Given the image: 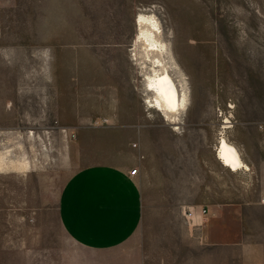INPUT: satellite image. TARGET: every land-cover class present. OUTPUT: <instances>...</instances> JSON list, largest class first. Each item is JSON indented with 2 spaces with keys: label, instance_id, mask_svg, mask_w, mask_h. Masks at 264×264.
<instances>
[{
  "label": "rangeland",
  "instance_id": "obj_1",
  "mask_svg": "<svg viewBox=\"0 0 264 264\" xmlns=\"http://www.w3.org/2000/svg\"><path fill=\"white\" fill-rule=\"evenodd\" d=\"M153 10L191 89L181 131L147 105L133 57ZM134 132L155 158L141 225L85 250L61 224L62 190L119 161ZM222 133L248 171L220 163ZM2 147L32 168L0 172V264H264V0H0Z\"/></svg>",
  "mask_w": 264,
  "mask_h": 264
},
{
  "label": "crops",
  "instance_id": "obj_2",
  "mask_svg": "<svg viewBox=\"0 0 264 264\" xmlns=\"http://www.w3.org/2000/svg\"><path fill=\"white\" fill-rule=\"evenodd\" d=\"M112 127L135 130L144 125L138 122L132 126ZM131 140L133 142L125 145V154L119 161L79 170L62 190L61 224L68 236L85 250L103 252L116 249L128 242L141 225L142 182L153 169L155 158L150 139L147 142L144 135L134 132ZM134 143H139V149L133 147ZM160 148L159 142V163ZM140 152L142 159L138 157ZM136 165L140 166L141 173L132 177L130 171ZM247 176L249 180L251 176Z\"/></svg>",
  "mask_w": 264,
  "mask_h": 264
},
{
  "label": "bare ground",
  "instance_id": "obj_3",
  "mask_svg": "<svg viewBox=\"0 0 264 264\" xmlns=\"http://www.w3.org/2000/svg\"><path fill=\"white\" fill-rule=\"evenodd\" d=\"M136 26L137 34L133 39L132 52L144 76L142 85L144 99L150 108L163 117L166 124L174 130L181 131L190 104L191 89L186 74L173 52L169 39L171 34L166 31L156 10L152 13L140 12ZM224 123L230 122L226 120ZM228 127L223 126L224 129ZM7 147H2L4 152H0V172L11 168L26 172L32 168V162L25 150L12 157L13 151ZM217 158L232 172L249 170L239 148L223 133L217 147Z\"/></svg>",
  "mask_w": 264,
  "mask_h": 264
},
{
  "label": "built area",
  "instance_id": "obj_4",
  "mask_svg": "<svg viewBox=\"0 0 264 264\" xmlns=\"http://www.w3.org/2000/svg\"><path fill=\"white\" fill-rule=\"evenodd\" d=\"M226 118H227V117H226ZM226 118H225L223 121H225ZM133 146H134L135 148H138V146H137L136 144H134ZM140 173H141L140 166H139V165H136V166L130 171V176H132V177H137V176L140 175ZM206 212H207V211L204 210L203 213H206Z\"/></svg>",
  "mask_w": 264,
  "mask_h": 264
}]
</instances>
